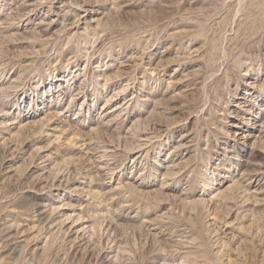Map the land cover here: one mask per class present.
Here are the masks:
<instances>
[{"label":"rangeland","instance_id":"obj_1","mask_svg":"<svg viewBox=\"0 0 264 264\" xmlns=\"http://www.w3.org/2000/svg\"><path fill=\"white\" fill-rule=\"evenodd\" d=\"M0 264H264V0H0Z\"/></svg>","mask_w":264,"mask_h":264}]
</instances>
